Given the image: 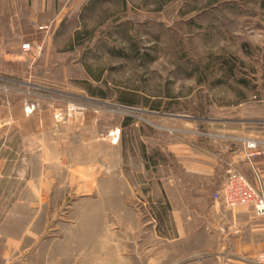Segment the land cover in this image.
Returning <instances> with one entry per match:
<instances>
[{
  "label": "rangeland",
  "instance_id": "374dc122",
  "mask_svg": "<svg viewBox=\"0 0 264 264\" xmlns=\"http://www.w3.org/2000/svg\"><path fill=\"white\" fill-rule=\"evenodd\" d=\"M56 1L31 23L33 5L0 0V240L19 242L22 261L115 264V188L136 209L133 237L117 241L131 261L116 264H157L137 238L153 218L161 264H205L150 209L155 163H171L169 145L264 144V0Z\"/></svg>",
  "mask_w": 264,
  "mask_h": 264
},
{
  "label": "crops",
  "instance_id": "0c3cea01",
  "mask_svg": "<svg viewBox=\"0 0 264 264\" xmlns=\"http://www.w3.org/2000/svg\"><path fill=\"white\" fill-rule=\"evenodd\" d=\"M24 2L33 5L34 14L26 17L31 23L38 19L36 12L39 13V17H44L47 11L50 13L57 4L56 0H24ZM12 3L18 4V0H12ZM117 129L114 130L113 139L118 135ZM111 146L118 149L116 143H111ZM167 149L169 154H172L169 157L171 163L165 162L164 159L156 161V177L153 178V185L156 188L150 192L149 197L153 206L151 210L153 208V211L159 214L164 211L171 215L173 244L188 247L191 255L203 254L205 264H257L258 255L264 251V218L257 217L254 209L248 206L234 210L226 209L215 201L213 196L226 180L229 164L237 166L252 185L261 184L264 189V156L253 160L254 171L240 164L244 159L241 146L169 145ZM146 161L149 168L145 165L144 170L152 171L151 163L147 159ZM169 165H172V170H169L170 176L160 174ZM176 167L181 168V175L175 171ZM125 184L130 186L128 180ZM127 191L129 190L125 191V197L128 196ZM122 196L123 193L115 188L109 191V198L112 199V205L110 204L108 208L109 243L113 246L112 261L115 264L118 260L131 261L128 254L124 256L120 254L117 258V241L118 236L122 239L123 234L125 244L127 239L133 237V228L130 230L128 222L134 219L133 215L136 214V209L128 201L125 205H117V198ZM142 208L149 212L146 204H143ZM130 213H132L131 217L128 215ZM153 219L145 223L147 227L141 230L143 233L137 238L146 247H151L152 253L156 254V258L152 261L161 264L165 260L164 245L168 238L159 233L157 222ZM118 222L122 225L120 232L117 229ZM123 227L124 233H122ZM128 231L131 236L128 235ZM0 247V264H37L34 257L22 261L15 255L20 247V243L16 240L2 239ZM136 256H133L132 261ZM145 256L144 260L148 261V256L146 254ZM91 260L87 259V261Z\"/></svg>",
  "mask_w": 264,
  "mask_h": 264
},
{
  "label": "built area",
  "instance_id": "2783aa9c",
  "mask_svg": "<svg viewBox=\"0 0 264 264\" xmlns=\"http://www.w3.org/2000/svg\"><path fill=\"white\" fill-rule=\"evenodd\" d=\"M23 50L25 53L40 55L43 47L40 44L25 43ZM69 111L70 113L77 112L73 106ZM260 156H264V144L247 141V145L244 146L243 162L255 171L253 160ZM227 174L226 180L215 194L214 199L230 210L246 206L252 207L257 217L264 218V189L262 185H252L237 168L231 167ZM256 263L264 264V251L258 255Z\"/></svg>",
  "mask_w": 264,
  "mask_h": 264
},
{
  "label": "trees",
  "instance_id": "16d2710c",
  "mask_svg": "<svg viewBox=\"0 0 264 264\" xmlns=\"http://www.w3.org/2000/svg\"><path fill=\"white\" fill-rule=\"evenodd\" d=\"M96 0H93L92 2H95Z\"/></svg>",
  "mask_w": 264,
  "mask_h": 264
}]
</instances>
